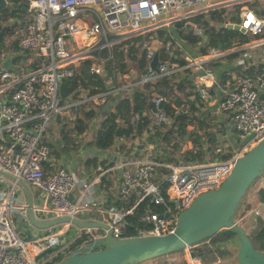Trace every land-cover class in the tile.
Here are the masks:
<instances>
[{"label": "built area", "instance_id": "obj_1", "mask_svg": "<svg viewBox=\"0 0 264 264\" xmlns=\"http://www.w3.org/2000/svg\"><path fill=\"white\" fill-rule=\"evenodd\" d=\"M252 1L255 0H20L16 3L23 15L14 22L19 25L15 42L27 57L15 67L5 64L15 55L7 56L0 46V169L47 195L48 204L36 207V214L38 211L43 214V217L37 214L40 219L58 216L83 219L81 213L93 212L102 216L98 220L113 228L115 237H125L123 228L127 217L134 214L142 202L152 199L165 204L167 209L163 213L146 212L136 236L166 235L175 230L182 210L199 195L218 188L226 180L238 157L264 136V70L241 74L219 103L232 119L239 144L225 159L162 161L160 157L164 155L156 154L148 140L134 132L127 137L126 144L124 138L119 139L123 160L102 165L94 178L83 179L63 165L47 169L52 152L48 137L55 120L64 121L61 127L73 126L83 111L99 113L110 97L123 92L127 96L132 89L142 88L157 79H181L189 72L200 71L204 74L200 75L202 81L206 77L213 78V72L205 70L204 64L245 50L248 47L236 49L241 43L250 44L249 40L233 42L228 47L213 44L206 52L191 57L180 53L181 44L169 33L171 28L178 26L185 35L191 32L197 42L206 45L205 30L195 18L224 6L241 5L238 24L253 36H263L259 39L264 41V17L249 6ZM161 31L170 38L163 40L162 52L166 57L160 59L156 71L151 69L150 62L158 51L156 43L160 42ZM148 34L149 39H145ZM140 38L145 41L143 48L147 52L146 72L142 70L137 80H132L136 72L131 68L111 76L106 68L115 52L128 41L140 44L142 39L135 41ZM177 52L184 64L173 61ZM250 59V53L244 52L237 60L238 65L246 70L251 65ZM85 60L92 62L91 73L106 74L105 90L92 94L80 88L74 92L76 96L62 98V80L74 78ZM129 77L131 80L127 82ZM202 81L193 82L192 96L208 101V86ZM150 100L152 106L144 114L149 115L148 128L156 138V134L174 124L175 115L185 104L178 108L173 100L154 90L150 92ZM169 101L174 113H169L164 106ZM140 117L135 114V121ZM174 135H177L176 127ZM126 156L131 159L126 160ZM162 169L168 172L161 174ZM111 172L120 177L119 203L103 207L94 198V185ZM3 179L0 174V181ZM257 182L264 187V174ZM18 203L14 191L11 199L8 192L0 194V264H56L69 255L66 251L84 232L89 234L88 230L76 226L77 231L71 234L59 227L60 224L39 230L41 235L31 234L29 238L21 230L33 225L25 214L26 205ZM165 213L169 215H162ZM15 214L22 215V226L16 223ZM255 214L262 215V212L258 208ZM190 261L197 262L192 258Z\"/></svg>", "mask_w": 264, "mask_h": 264}, {"label": "crops", "instance_id": "obj_2", "mask_svg": "<svg viewBox=\"0 0 264 264\" xmlns=\"http://www.w3.org/2000/svg\"><path fill=\"white\" fill-rule=\"evenodd\" d=\"M18 1L20 0H15L14 4L16 5ZM261 2H264V0H262ZM250 5L252 6L253 3H249V6ZM231 7H234V5L224 6L221 8L226 9L227 18L232 17V15L234 14L236 15L239 21V10L241 5H237V8H235L234 11L233 10L230 11ZM261 7H264V4L261 5ZM257 12L260 13L259 14L260 16L264 17V14H261V12L263 13L264 11L257 10ZM208 14L210 13L206 12L203 14V16L206 18ZM19 17L20 16H18V18ZM229 18L228 21L230 20ZM175 32L176 33L179 32L180 36L182 37V32L180 27L177 26L174 29L171 28L169 33L172 36H174ZM213 33H214L213 31L205 32L206 45H204V43L201 44L200 42H197L198 39L196 41L191 40L192 37L190 38L189 36L188 38H184L186 43L184 45H181L180 53L184 55L188 54L189 56L192 57L202 54L203 48L206 49L207 51L209 46L213 45L212 39L215 38V36H213ZM249 38H250L249 40L250 44L241 43L240 45H238V49L236 50H240V48L243 49L245 47L248 48H246L245 50L237 51L236 54L238 53L240 54L237 55L236 57H232L235 53H231L230 55H227L224 58L204 64L205 70H208V72H213L214 74L213 78L206 77L204 78L205 82L202 81V79H200V75H204L202 74L203 71H200V73L189 72V75H187L191 77L189 79L192 81V85L193 82L202 81L208 86L210 99L208 101H201L197 98L193 99L192 91H191L192 88L187 93L186 98L189 104L184 103L185 107H183L181 110L185 109V111H187L190 116L198 115V118L196 119L195 123L190 124L188 126V130L189 132H191V139L189 134L186 135V140L184 141V143H186L188 147H186L185 149H183L182 147L180 152L176 154V157L178 158V162L182 160V155H184L183 152L186 150L191 152L198 150L202 151L204 155L203 156L204 160H208V159H225L228 157V155H230L234 151L235 148L238 147L239 144L236 135L234 133L232 119L220 108L219 103L225 97V91L228 90L229 87H232V85L234 84L233 82H235L238 79V77L241 75V73L245 71L241 66L238 65L237 62L238 58H240L244 52L250 53L251 56L250 64L253 65L254 62H260L261 64H264V41L259 39V38H263V36L259 37L250 34ZM163 40L164 39L161 38L160 35V42L156 43L159 52L163 50ZM13 44L9 45L6 43V41L3 40L0 46L3 48L7 45H8L7 47H11L12 52L9 53L7 56L9 55L11 56V54H14L15 58L13 60L8 58L5 64L12 66L14 65L15 67L20 62L23 63L27 55L19 50L16 42H14ZM229 45L230 44L223 46L228 47ZM232 45L233 44H231L230 46ZM263 70H264V66L261 68L260 71ZM183 76L184 75H182L181 78ZM129 80H131V77L127 78L126 81L128 82ZM174 104L178 108L184 105V104L178 105L176 103ZM150 107L151 106H149V108ZM113 108H114L113 105L107 106L108 111L113 110ZM149 108L144 110L143 114L147 113V110ZM104 116L101 118V123L105 119ZM58 121L59 120L57 119L54 122H52V128L50 131V135L48 137V143L50 144L52 150L51 152L52 164L51 162L50 163L48 162L47 169H51L52 167H55L57 165H63L69 170L78 173V175L83 179H92L98 174V169L100 166H102V162L105 161L106 164L112 165V164H118L121 160H123L124 153L119 146L120 145L119 139L122 141L123 137L120 136L117 137L119 139H117L115 144L106 150H100L97 147H95L94 132L96 131V129L99 128V127L95 128L92 125L95 119L91 120L89 127H86L82 133L73 131V129L77 125L78 120L75 121L73 126L67 124L64 127H61L60 125L58 127L57 126V124H59ZM101 123L99 124V126L101 125ZM136 134L139 136H143L144 139L148 140L149 144L151 145L150 147L153 148L154 152L156 154H159V156L168 154L173 150L172 147L170 148L169 146H167V143L164 141V139L160 140L159 138H155L154 135L150 133L149 128L146 131L141 132L140 134L139 133ZM197 137L198 140L196 141L197 142L196 143L194 139H196ZM141 139L143 138L140 137V140ZM111 152H113V154H111ZM139 155L141 156L142 152H140ZM89 160L91 161L96 160V164L92 163L87 165V162ZM106 164L104 166H106ZM107 178H108L107 179L108 183L106 182L101 184L102 182H100V183H95L94 185L95 186L94 198L103 207L111 204L119 203L117 197V193H118L117 189L120 178L119 174L116 172H111L107 175ZM12 181L13 180H11L10 178L4 176V179L0 181V194L4 191L8 192V195H10V199H11L12 192L14 191L16 198L19 202L17 205H21V206L26 205L27 196L24 189L19 185L15 186ZM28 185L30 188L33 202L37 208L43 207L44 205L48 204L49 199L43 191L35 190L33 187H31L30 184ZM263 191H264V187L259 185L256 188V190L250 194V202H249L250 212L247 209H245V211L247 210V212L244 211L245 213H250V217H251L253 210H256L258 208L261 210L262 215H258L255 224L253 225L254 227L256 226L257 221L260 217L264 218V197L262 196ZM242 204H244V201ZM37 214L38 216L43 217V214L40 213L39 211L37 212ZM80 216H82L83 219H87V220L102 219V216H99L96 213L88 212V211L81 213ZM14 217L16 223H18L17 221L18 214H15ZM59 227L69 231L71 234L77 231V228L75 226H69L67 223H63ZM24 229L28 231L30 230L32 234H36V236H38L40 233V231L35 226L22 228L21 233ZM67 253L68 250L66 251V254Z\"/></svg>", "mask_w": 264, "mask_h": 264}, {"label": "trees", "instance_id": "obj_3", "mask_svg": "<svg viewBox=\"0 0 264 264\" xmlns=\"http://www.w3.org/2000/svg\"><path fill=\"white\" fill-rule=\"evenodd\" d=\"M19 12V9H5L1 15H5L8 18H14L16 16H19ZM209 13L211 18L215 22L217 21L219 23V26H216L211 23L207 18L203 16V14L197 16L195 19L203 27L205 32H214L213 36H215V38L212 39V44L216 45L221 43L223 45H227L237 41L241 42L244 40H250L246 33H243L236 29H230L226 26L224 22L228 20L229 17L227 18V11L225 8L210 10ZM261 14H264V12H261ZM229 19V22L232 23L239 22L238 18L234 14ZM165 34V31H161V38H163L164 41L170 38V35ZM182 35L183 37L188 38V35H185L183 32ZM149 36L150 34H148L145 39H149ZM141 39L142 38L135 39V41L137 42ZM191 40L196 41L197 38L192 37ZM144 44L145 41H143V39L138 45H136L135 43L132 44L131 41L124 43L123 46H121L115 52L114 59L109 62L106 68L107 72L109 74H112L111 76H113L114 73L117 71L127 70L128 68H126V64L124 61L125 58H130V60L135 63V65L133 66L136 70H144V68L148 65V60L146 57L147 52L146 49L143 48ZM203 52H206V49L203 48ZM175 54L177 58L174 57L173 61H177L180 64H184L185 61L183 59H179L180 53L177 52ZM239 54L240 53L236 54L235 52L232 57H236ZM165 57L166 55H164V53L161 51L160 59L163 60L165 59ZM91 63V60L83 61L78 74L74 78L62 80L60 85V95L62 98L75 95L74 92L80 88L85 89L92 94L105 90V80L107 78L106 74L96 75L91 73ZM263 66L264 64H261L260 62H254L252 66L243 71L241 74L257 73L261 70ZM189 78L191 77L185 75L181 79H176L174 77L160 78L152 83L145 84L142 88L132 89V91H129V94L127 96L125 92H123L121 95L110 97L107 104L103 108H101L99 113H95L91 110L83 111L82 118L80 117L77 119V125L75 126L73 131L82 133L86 127H89L91 120L96 119L97 116L103 117L105 114V119L102 121L99 128L96 129V131L94 132V143L95 147H97L98 149L106 150L113 146L117 141V129L119 126H121L120 137H129L134 132L140 134L141 132L146 131L148 129L150 117L147 114H143V112L148 108V104L149 106H152V104L149 103L151 101L150 92L152 90L165 95L178 105L184 103L189 104L186 98L187 93L192 88V81ZM109 105L114 106L113 110H107V106ZM164 106L169 113H174V110L171 106V101L166 102ZM137 113L140 114L141 117L138 121H136V124H134V122L132 121L133 116ZM197 118L198 115L190 116L188 112L185 111V109L181 110L179 114L175 115L173 125L169 126L165 132H159L158 134H156V138H159L160 140L164 139V141L167 143V146L173 148L171 152L165 154L163 157H160V160L166 162L178 161L176 154L182 149V142L186 140V135L189 134L191 139V132H189L188 126L190 124L195 123ZM175 127L177 135H174ZM197 140L198 137L194 139L195 142ZM183 154L184 155H182L181 161L184 163L203 162L204 160V155L202 151L199 150L194 152L186 150L183 152ZM96 160H89L87 162V165L92 163L96 164ZM105 164V161L102 162L103 166ZM160 172L161 174H164L167 173L168 170L162 169ZM257 181H259V179H257ZM106 182L108 183V180L104 177L101 184ZM162 193L164 194V190H162ZM262 194V196L264 197V191ZM166 209L167 206L165 204L155 203L152 199L145 200L138 206L134 214L129 215L127 217V222L125 224V227L123 228V236L126 237L137 235V228L143 225L142 216L146 212L163 213ZM238 211L239 209L236 212V219ZM250 236L256 248L264 252V218L260 217L258 219L256 226L250 232ZM88 238L89 234H86L84 232L82 236L70 246L68 254L84 245L88 241ZM236 248L238 251V236L228 230H221L213 236L209 237L208 239L195 244L189 249H191L194 258L200 259L203 264H211L221 258L231 257V255H233V251L236 250ZM182 264L190 263L185 261Z\"/></svg>", "mask_w": 264, "mask_h": 264}, {"label": "water", "instance_id": "obj_4", "mask_svg": "<svg viewBox=\"0 0 264 264\" xmlns=\"http://www.w3.org/2000/svg\"><path fill=\"white\" fill-rule=\"evenodd\" d=\"M14 3L15 0H0V15L5 9H14ZM225 24L230 29L247 32L238 23H230L226 20ZM5 32L4 27L0 31V44ZM188 36L191 38L192 33L189 32ZM222 46L223 44H220V47ZM159 62L160 52L157 51L150 62L151 69L157 71ZM120 130L121 126L117 129V137L120 136ZM141 148L142 145L139 146V149ZM138 153L139 151L135 155L137 156ZM0 174L15 181L24 189L27 196L25 214L38 230L42 231L62 223H70L89 231L86 244L56 264H142L157 257L189 249L221 230H228L238 236L239 248L236 255L238 264H264V252L256 248L249 233L236 219V212L248 190L264 174V136L245 154L238 157L232 172L218 188L202 193L189 207L178 214L176 228L173 232L161 236L117 238L113 234V228L100 220L70 216L42 220L36 214V206L29 185L1 169ZM162 215L167 217L169 214ZM17 221L21 226L24 224L22 215H18Z\"/></svg>", "mask_w": 264, "mask_h": 264}, {"label": "rangeland", "instance_id": "obj_5", "mask_svg": "<svg viewBox=\"0 0 264 264\" xmlns=\"http://www.w3.org/2000/svg\"><path fill=\"white\" fill-rule=\"evenodd\" d=\"M261 1L262 0H255V1H252L251 3H253V7L255 9H257L259 11H264V7H261V5L264 4V2H261ZM235 8H237V5H234V7H231L230 8V11L231 10L234 11ZM19 14L20 15H23L22 13H19ZM24 15H25V13H24ZM206 18L211 23H213L214 25H219V23L217 21L215 22L211 18L210 14H208ZM17 19H18V17L16 16V17L12 18V20H11L12 23L10 22L11 23L10 25L8 23V25L11 27V30L5 36L4 41H6V43L9 44V45L10 44L12 45L16 41V37H17L18 32H19V25L14 23ZM175 35H174V37L177 40H179V42L181 43V45H184L186 43V41L184 39L185 37H183V36L181 37L180 34H179V32H177V33L175 32ZM246 35L248 37H250V33L246 32ZM7 46H5L3 49H4V52L8 55L12 51H11V47H7ZM124 61H125V64H126V68H128V69L131 68V69L135 70V72H136V74L132 78V80H137L141 76V71L136 70L134 68L133 65H135V63L132 60H130V58H125ZM149 103H151V101ZM148 108H149V104H148ZM134 116H133V120L132 121L134 122V124H136V121L134 120ZM58 122H59V124H57V126L59 127V125H61L64 121H58ZM100 123H101V117L100 116L99 117L97 116V118L92 123V125L95 128H97V127H99V124ZM49 134H50V132H49ZM123 138H124L123 139V143L126 144L127 141H128V139H127V137H123ZM130 140L131 139H129V141ZM182 145H183V149H185L186 147H188V145L186 143H184V142H183ZM125 159L126 160H129L131 158H130V156H126ZM211 160H215V159H211ZM258 186H259V184H258V182H256L248 190L247 194L245 195V197L243 199L244 204H241L242 206H240L239 212H238V215H237V220L241 223V225L245 228V230L249 233V235H250V232L252 231V229L254 227L253 225L255 224V221H256V218L258 217V215L255 214V210H253L251 217H250V213H245V212H247V210L250 212V203H249L250 202V194L252 192H254ZM245 209H247V210L245 211ZM93 231L95 232V230H93ZM99 232L102 233L101 231H99ZM22 233L24 235H27L29 238H32L31 231H28V230H25L24 229L22 231ZM236 255H237V248H236V250L233 251V255H231V257L221 258V259H219L216 262L211 263V264H238ZM191 258L194 259V260H197L196 264H203L200 261V259L193 257L191 249H186L185 251H182V252H177V253H173V254H170V255H166V256H162V257H157V258H155L153 260H150V261H147V262H145L143 264H182L185 261H187L188 263L192 264L191 261H190Z\"/></svg>", "mask_w": 264, "mask_h": 264}, {"label": "flooded vegetation", "instance_id": "obj_6", "mask_svg": "<svg viewBox=\"0 0 264 264\" xmlns=\"http://www.w3.org/2000/svg\"><path fill=\"white\" fill-rule=\"evenodd\" d=\"M19 9V7L17 5H15L14 9H10V10H16ZM12 18H8L5 15H1L0 16V31L5 27L6 28V32L4 34L3 40L5 38V36L7 35V33L11 30V27L9 26L12 22H11ZM11 22V23H10ZM9 23V25H8ZM9 30V31H8ZM2 40V41H3ZM2 43V42H1Z\"/></svg>", "mask_w": 264, "mask_h": 264}]
</instances>
